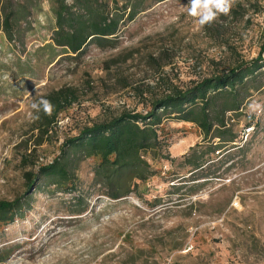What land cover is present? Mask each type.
<instances>
[{
  "label": "rangeland",
  "instance_id": "obj_1",
  "mask_svg": "<svg viewBox=\"0 0 264 264\" xmlns=\"http://www.w3.org/2000/svg\"><path fill=\"white\" fill-rule=\"evenodd\" d=\"M188 3L145 0L110 46L88 45L67 60L48 47L55 22L41 0L24 26L23 44L1 42L0 202H28L21 218L0 227V248L10 251L4 264H264V118L257 132L237 128L247 145L211 156L207 179L192 181L183 167L190 149L203 143L201 132L170 118L158 129L165 159L151 161L156 174L126 198L97 193L90 160L80 164L76 191L59 192L44 181L25 184L23 173L51 162L83 126L122 111L143 115L171 87L258 56L264 0H235L228 15L203 27L187 14ZM63 87L76 91L77 102L35 147V166L22 164L39 133L32 103ZM262 106L264 94H256L246 111L259 116ZM82 205V215L71 213ZM176 243L182 247L169 251Z\"/></svg>",
  "mask_w": 264,
  "mask_h": 264
},
{
  "label": "trees",
  "instance_id": "obj_2",
  "mask_svg": "<svg viewBox=\"0 0 264 264\" xmlns=\"http://www.w3.org/2000/svg\"><path fill=\"white\" fill-rule=\"evenodd\" d=\"M47 1L55 22L52 43L48 47L61 50L67 60L79 57L88 45L110 46L120 27L145 8L142 6L145 0H134V3L130 0ZM162 1L152 0L153 3ZM40 2L0 0V45L3 40L13 45L23 44L24 26L41 10ZM263 53L264 43L254 59L239 61L226 72L214 73L183 88L171 87L167 94L153 100L143 115L122 111L106 120L83 126L76 136L63 142L58 156L51 162L39 165L36 171L32 168L25 171V184L31 187L37 181H44V186H53L59 192L76 191L81 183L76 179L80 164L90 160L91 184L97 188V193L110 200L126 198L156 174L151 161L165 159L161 155L163 146L158 129L170 118L192 124L201 132L203 143L190 149L183 167L194 174L192 181L209 178L213 175L207 170L211 156L221 150H239L247 145V140L240 139L237 128L241 125L257 132L261 125L264 106L259 116L247 112L246 106L253 96L264 94ZM44 99L51 101L54 110L51 115L38 114L39 119L34 123L39 132L35 134L38 139L34 140L33 148L22 155L24 165L35 166V147L46 141L58 116L78 100L76 91L69 87L53 90ZM200 187H193L191 193L199 192ZM27 204H22L19 199L0 202V227L21 218ZM85 210L82 205L71 213L82 215ZM181 247L182 243H176L169 251H178ZM8 253L6 248H0V264L5 263Z\"/></svg>",
  "mask_w": 264,
  "mask_h": 264
},
{
  "label": "clouds",
  "instance_id": "obj_3",
  "mask_svg": "<svg viewBox=\"0 0 264 264\" xmlns=\"http://www.w3.org/2000/svg\"><path fill=\"white\" fill-rule=\"evenodd\" d=\"M235 0H189L187 14L194 18L196 23L203 27L215 21L219 15H228ZM31 108L37 114L33 118L39 119V113L51 115L54 105L51 101L41 98L33 102Z\"/></svg>",
  "mask_w": 264,
  "mask_h": 264
}]
</instances>
